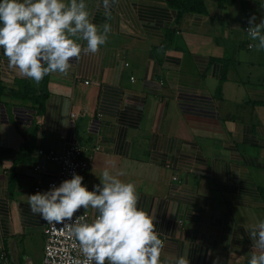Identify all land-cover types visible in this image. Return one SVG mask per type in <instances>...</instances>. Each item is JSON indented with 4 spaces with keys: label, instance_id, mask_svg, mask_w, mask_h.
Returning a JSON list of instances; mask_svg holds the SVG:
<instances>
[{
    "label": "crops",
    "instance_id": "crops-1",
    "mask_svg": "<svg viewBox=\"0 0 264 264\" xmlns=\"http://www.w3.org/2000/svg\"><path fill=\"white\" fill-rule=\"evenodd\" d=\"M85 2L111 31L67 76L37 84L0 48V256L41 264L44 221L26 196L58 167L36 150L74 144L88 190L104 168L136 185L160 264H248V231L264 220V50L244 27L264 19V0H116L110 17L103 0Z\"/></svg>",
    "mask_w": 264,
    "mask_h": 264
},
{
    "label": "clouds",
    "instance_id": "clouds-1",
    "mask_svg": "<svg viewBox=\"0 0 264 264\" xmlns=\"http://www.w3.org/2000/svg\"><path fill=\"white\" fill-rule=\"evenodd\" d=\"M115 2L103 0L106 17ZM256 20L250 16L245 31L259 40L252 46L264 50V19L259 24ZM110 31V24L92 23L85 0H0V48L8 67L37 84L50 74L67 76L72 61L97 53ZM123 174L104 168L99 183L88 190L84 177L73 172L58 186L26 196L33 214L47 224L61 225L77 242L84 257L79 264H160L164 240L155 217L138 208L136 185L118 178ZM90 208L96 215L88 222ZM248 237V264H264V220L248 231ZM174 264H189L188 255H179Z\"/></svg>",
    "mask_w": 264,
    "mask_h": 264
},
{
    "label": "built area",
    "instance_id": "built-area-1",
    "mask_svg": "<svg viewBox=\"0 0 264 264\" xmlns=\"http://www.w3.org/2000/svg\"><path fill=\"white\" fill-rule=\"evenodd\" d=\"M248 27L249 25H246L244 31ZM245 33L247 34L246 31ZM249 48H251L250 45ZM70 116L72 118L75 114ZM36 155L45 161L56 164L58 167L56 179L49 182L48 187L52 185L58 186L61 181L70 179L73 172L83 176L88 168V160L84 157V150L74 144L67 145L59 153L46 152L39 148L36 150ZM80 214H83V212L77 213V215ZM87 219L88 222L93 220L88 216ZM44 234L45 245L41 264H79L84 259L77 242L68 235L66 230H62L61 225L54 226L44 222ZM0 264H7L4 256H0ZM25 264L32 263L26 262Z\"/></svg>",
    "mask_w": 264,
    "mask_h": 264
},
{
    "label": "trees",
    "instance_id": "trees-1",
    "mask_svg": "<svg viewBox=\"0 0 264 264\" xmlns=\"http://www.w3.org/2000/svg\"><path fill=\"white\" fill-rule=\"evenodd\" d=\"M180 0H173V5L176 6L177 8H182L180 5H175L174 3L178 2ZM184 1H188V0H184ZM184 8L189 9V7L185 6Z\"/></svg>",
    "mask_w": 264,
    "mask_h": 264
}]
</instances>
